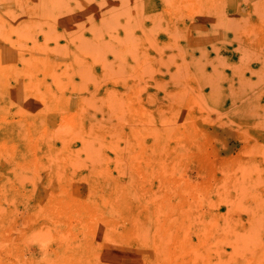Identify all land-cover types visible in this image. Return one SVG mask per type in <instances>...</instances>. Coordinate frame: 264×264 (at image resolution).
<instances>
[{"label": "rangeland", "instance_id": "1", "mask_svg": "<svg viewBox=\"0 0 264 264\" xmlns=\"http://www.w3.org/2000/svg\"><path fill=\"white\" fill-rule=\"evenodd\" d=\"M0 264H264V0H0Z\"/></svg>", "mask_w": 264, "mask_h": 264}]
</instances>
